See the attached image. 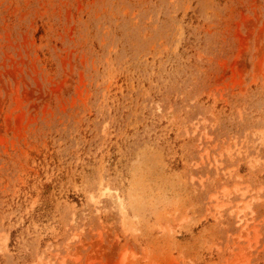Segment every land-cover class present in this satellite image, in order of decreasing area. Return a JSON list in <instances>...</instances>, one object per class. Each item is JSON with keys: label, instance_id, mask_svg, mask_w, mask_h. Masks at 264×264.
<instances>
[{"label": "rangeland", "instance_id": "374dc122", "mask_svg": "<svg viewBox=\"0 0 264 264\" xmlns=\"http://www.w3.org/2000/svg\"><path fill=\"white\" fill-rule=\"evenodd\" d=\"M0 264H264V0H0Z\"/></svg>", "mask_w": 264, "mask_h": 264}]
</instances>
